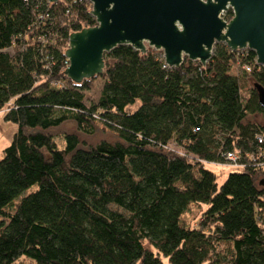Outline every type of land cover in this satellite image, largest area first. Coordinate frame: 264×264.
I'll return each instance as SVG.
<instances>
[{"label": "trees", "instance_id": "16d2710c", "mask_svg": "<svg viewBox=\"0 0 264 264\" xmlns=\"http://www.w3.org/2000/svg\"><path fill=\"white\" fill-rule=\"evenodd\" d=\"M91 10L0 0V112L16 126L0 157V264H264V170L251 157L264 128L246 124L264 108L244 80L264 87V66L223 43L206 66L186 57L179 68L123 45L89 100L96 77L70 80L65 52L97 25ZM67 123L118 141L86 147L63 133L60 145ZM227 152L248 166L220 186L207 165ZM192 205L206 206L195 227L183 222Z\"/></svg>", "mask_w": 264, "mask_h": 264}, {"label": "water", "instance_id": "95a60500", "mask_svg": "<svg viewBox=\"0 0 264 264\" xmlns=\"http://www.w3.org/2000/svg\"><path fill=\"white\" fill-rule=\"evenodd\" d=\"M85 1L97 25L70 35L65 75L76 84L102 75L105 55L123 45L142 53L162 51L166 64L179 68L186 57L206 66L215 45L223 43L232 51H253L264 66V0ZM229 10L234 16L225 21ZM254 88L264 108V87Z\"/></svg>", "mask_w": 264, "mask_h": 264}, {"label": "rangeland", "instance_id": "374dc122", "mask_svg": "<svg viewBox=\"0 0 264 264\" xmlns=\"http://www.w3.org/2000/svg\"><path fill=\"white\" fill-rule=\"evenodd\" d=\"M216 46H217V44L215 45V48H216ZM215 48H214V50H215ZM158 52L162 53V51H158ZM238 67H239V69H238ZM238 67L234 66L233 72L234 73L236 72V73L241 75L243 73V70L240 66H238ZM244 80L246 82V88L247 89L248 88L251 89L252 87H254V81L252 80V78L250 76H245ZM102 85H103V78L102 77L99 76V77H96L95 79H93V81L88 84V86L90 87V90L86 91L87 98L89 100L97 99L99 96V92L101 90ZM6 113H7V109L0 112V157L3 154V151L11 143L12 138L16 132V126L11 122L5 121ZM248 123L258 125L260 128H264V117L260 116V115H253L247 119L246 124H248ZM63 133L76 134L79 137L82 146H86V147L97 145L98 143H100L104 140L111 142V143L118 141L116 136L107 133L102 127L98 128V131L95 135L87 136V135L79 132V130L77 129V127L74 123H67L64 126H62L60 129L54 131V134H56L58 136V141H59L60 145L64 144V140H63L64 134ZM207 169L220 175L218 178V184L220 186L225 182L228 175L230 173H232V171H233V169L229 168V167L214 166V165H210V164L207 165ZM35 189H37V186L32 187L31 191L35 190ZM18 200H20V198ZM205 208H206V206H203V207H199L197 205L190 206L188 211L183 216V220H184L183 222L186 225L191 226V227L197 226L199 219L202 217L201 210L203 211Z\"/></svg>", "mask_w": 264, "mask_h": 264}, {"label": "built area", "instance_id": "2783aa9c", "mask_svg": "<svg viewBox=\"0 0 264 264\" xmlns=\"http://www.w3.org/2000/svg\"><path fill=\"white\" fill-rule=\"evenodd\" d=\"M225 13H227V12H225ZM224 14L222 16L223 18H224ZM224 20L225 21H229V20H226L225 18H224ZM240 51H245V50H240ZM163 57H164V55H163ZM256 64H257V62H256ZM258 66H261V65H258ZM164 67L165 68L166 67L173 68V67H170L169 65H167L166 63L164 65ZM242 68L244 70H246L247 72L251 71V66H249L248 64L244 65ZM257 142H258V145H259L258 151H257L256 154H252L251 157L254 158L253 161L256 164L255 166H258V167H260L261 169L264 170V134H260V135L257 136ZM173 150H177L178 151L177 148H174ZM255 156H257V157H255ZM213 165L214 166H221V167H229V168L238 169V170H242L246 166H248V164H246L245 162L241 161V157L238 154H236L235 152H227L223 162L214 163Z\"/></svg>", "mask_w": 264, "mask_h": 264}, {"label": "clouds", "instance_id": "9594fccd", "mask_svg": "<svg viewBox=\"0 0 264 264\" xmlns=\"http://www.w3.org/2000/svg\"><path fill=\"white\" fill-rule=\"evenodd\" d=\"M163 53V52H162ZM69 67V66H68ZM262 181V180H261Z\"/></svg>", "mask_w": 264, "mask_h": 264}]
</instances>
